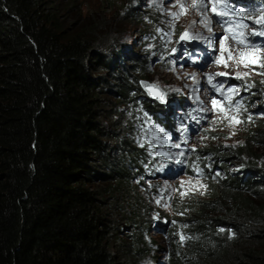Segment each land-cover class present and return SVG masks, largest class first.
I'll return each instance as SVG.
<instances>
[{
    "label": "trees",
    "instance_id": "16d2710c",
    "mask_svg": "<svg viewBox=\"0 0 264 264\" xmlns=\"http://www.w3.org/2000/svg\"><path fill=\"white\" fill-rule=\"evenodd\" d=\"M111 37L78 0H0V264H132L144 248L121 238L117 217H136L98 186L114 163L109 88L165 112ZM234 154L215 155L226 178H208L209 199L188 214L197 242L182 260L175 245L172 264H264V164ZM240 157L242 176L230 172Z\"/></svg>",
    "mask_w": 264,
    "mask_h": 264
},
{
    "label": "rangeland",
    "instance_id": "374dc122",
    "mask_svg": "<svg viewBox=\"0 0 264 264\" xmlns=\"http://www.w3.org/2000/svg\"><path fill=\"white\" fill-rule=\"evenodd\" d=\"M107 1L78 0L100 32L110 34L128 58L138 57L139 83L164 92L165 113L146 108L136 93L118 103L109 88L106 128L114 163L103 167L111 179L98 186L114 194V211L136 217L133 225L120 216L116 222L124 241L137 236L144 244L132 264H172L175 245L182 260L197 242L188 214L209 199L208 178H226L215 155L247 148L264 164V134L258 133L264 132V36L253 34L264 31L255 23L264 15V0ZM213 2L216 12L227 14L214 13ZM232 162L230 172L242 176L245 159ZM121 165L125 170L118 174Z\"/></svg>",
    "mask_w": 264,
    "mask_h": 264
},
{
    "label": "snow or ice",
    "instance_id": "6c2138e0",
    "mask_svg": "<svg viewBox=\"0 0 264 264\" xmlns=\"http://www.w3.org/2000/svg\"><path fill=\"white\" fill-rule=\"evenodd\" d=\"M194 6H196V5H194ZM201 6H203V5H201ZM181 10H182V12L185 11L184 8H183V5H181ZM212 11L214 13H216L217 15L221 16V17H223V16H225L227 14L225 12H216L215 2H213ZM240 14L243 15V13H240ZM173 15L175 16L177 14L174 13ZM255 23L256 24H261L262 26H264V15H261V17L259 19L255 20ZM242 26L243 27H246V25H242ZM253 34L254 35H259V36H264V31H260L258 33H253ZM186 38H188V33L187 32H185V33H183L181 35V39L182 40L183 39H186ZM238 42H241L242 43L243 41H238ZM173 51H175V49H173ZM229 57L231 58V52H229ZM216 62L217 63H223V61L222 60H219V59ZM218 75H226V74L225 73H218ZM236 78L237 79H240L241 77L238 74ZM211 80H212V78L209 77V83H211ZM144 86L148 90V92H149L150 95H153L158 100H161V101L164 100V94L162 92H158L157 91V86L156 85H151V84L144 83ZM213 87L216 89L217 92H220L221 91V88L220 87H218L216 85H213ZM228 91L229 92H234L235 90L230 88V89H228ZM229 99H231V98L229 97ZM212 103L215 105L217 103V101L213 100ZM237 104H239V102H237ZM232 119H235V117H233ZM249 119H251V117H249ZM235 122L236 123H240L239 120H236ZM156 132L157 133L163 132V129L156 128ZM168 139H169L168 136L165 135L164 136V142L167 143L168 142ZM176 147H179V145H176ZM160 155H168V154L167 153H160ZM169 159H172V157L169 156ZM157 202L159 203V201H157ZM185 227H187V226L185 225ZM221 231H223V229H221ZM181 239H184V237L182 236Z\"/></svg>",
    "mask_w": 264,
    "mask_h": 264
},
{
    "label": "water",
    "instance_id": "95a60500",
    "mask_svg": "<svg viewBox=\"0 0 264 264\" xmlns=\"http://www.w3.org/2000/svg\"><path fill=\"white\" fill-rule=\"evenodd\" d=\"M144 83H147V84H151V83H148V82H146V81H141L140 82V86H141V88L144 90V92L147 94V96L149 97V99L151 100V101H156V102H159V103H161V102H163V101H161V100H158V99H156L153 95H150L149 94V92H148V90L145 88V86H144ZM151 85H154V84H151ZM157 91L158 92H162L163 94H164V92L157 86Z\"/></svg>",
    "mask_w": 264,
    "mask_h": 264
}]
</instances>
